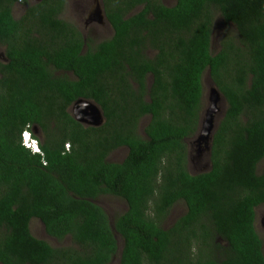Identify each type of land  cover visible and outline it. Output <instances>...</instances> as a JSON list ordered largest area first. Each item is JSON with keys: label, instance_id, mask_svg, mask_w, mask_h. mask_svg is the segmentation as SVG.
Returning a JSON list of instances; mask_svg holds the SVG:
<instances>
[{"label": "trees", "instance_id": "trees-1", "mask_svg": "<svg viewBox=\"0 0 264 264\" xmlns=\"http://www.w3.org/2000/svg\"><path fill=\"white\" fill-rule=\"evenodd\" d=\"M65 2L0 0V264H109L115 234L118 264H264V0H103L113 32L93 46L60 17ZM217 15L235 30L213 53ZM207 69L226 108L210 168L191 173L186 139L199 130ZM80 98L102 123L73 118ZM27 126L39 152L21 143ZM102 194L127 203L112 224ZM179 200L184 213L163 227ZM32 219L76 247L37 238Z\"/></svg>", "mask_w": 264, "mask_h": 264}, {"label": "rangeland", "instance_id": "rangeland-1", "mask_svg": "<svg viewBox=\"0 0 264 264\" xmlns=\"http://www.w3.org/2000/svg\"><path fill=\"white\" fill-rule=\"evenodd\" d=\"M36 0H28V3H33ZM166 5H173L175 0H162ZM97 6L101 9V0H85L82 3L80 0H66V5L61 16L64 20L73 23L79 31L82 33L83 37L90 45H94L102 40L108 39L112 35V29L109 23L105 20L102 22L98 20L89 21L88 20V11L91 7ZM24 5H16L13 8V16L17 19L24 12ZM235 28L233 25L225 26L222 19L217 15L213 30H212V43L211 50L213 53H216L220 47V39L226 33H231ZM91 40V41H89ZM87 47V46H86ZM4 51L5 47L0 44V60H4ZM203 83V117L205 111L210 106L209 96L210 88L213 86L211 81L208 69L204 71L202 76ZM218 111L213 113L214 124L218 123L222 118L223 113L226 108V102L220 100L216 103ZM149 117H144L139 125V130L143 133V127L148 122ZM40 139L41 136L38 135ZM196 136L186 139V143L189 147V159H188V170L191 173H199L202 171H207L210 168L209 154L208 151L204 148V145L196 142ZM127 154V149L121 147L113 151L108 159L113 162L121 161ZM264 169V158L258 163L257 171L261 173ZM96 203L100 205L106 212L111 224L113 223L115 217L122 214L127 209L126 201L121 198L110 194H102L96 200ZM185 203L182 200L177 201L170 209L167 218L162 224L163 227H169L180 215L185 211ZM255 229L258 232L260 239L262 240V250L264 253V223L261 221L264 218V205H260L255 208ZM30 230L34 236L39 239L47 241L53 247L60 246H72L76 245L72 242L69 236H66L64 239L59 241L58 239L49 236L44 229L43 224L38 219H32L30 222ZM118 242V251L116 255L112 258L109 264H118L119 262V253L122 246V237L119 234H115Z\"/></svg>", "mask_w": 264, "mask_h": 264}, {"label": "water", "instance_id": "water-1", "mask_svg": "<svg viewBox=\"0 0 264 264\" xmlns=\"http://www.w3.org/2000/svg\"><path fill=\"white\" fill-rule=\"evenodd\" d=\"M220 100H224L225 102V99L213 84L210 88V106L205 111L204 117L203 114L201 116L199 133L196 138L198 144L203 143L205 145L208 154L210 153L212 133L216 127V123L214 124L213 113L218 111L216 103ZM69 109L73 118L84 125H99L103 122L100 108L91 100L80 98L76 100ZM33 133L39 134V130L34 127Z\"/></svg>", "mask_w": 264, "mask_h": 264}, {"label": "clouds", "instance_id": "clouds-1", "mask_svg": "<svg viewBox=\"0 0 264 264\" xmlns=\"http://www.w3.org/2000/svg\"><path fill=\"white\" fill-rule=\"evenodd\" d=\"M17 2H20V1H22V0H16ZM202 114H203V112H202ZM200 121H201V119H200ZM216 125H217V123H216ZM33 128L34 127H32V128H30L29 126H27V127H25V129L22 131V133H21V143H22V145L23 146H25L26 148H28V149H30L31 150V152H35V151H33V149L31 148V146H28L27 145V142H36V144H37V146H38V148H39V140H38V135L39 134H35V133H33ZM198 133H199V130H198V132L196 133V135H198ZM195 135V136H196ZM201 144H203V143H201ZM201 144H199V146L201 145ZM204 145V144H203ZM204 148H205V145H204ZM190 150V149H189ZM188 158H189V156H188Z\"/></svg>", "mask_w": 264, "mask_h": 264}, {"label": "flooded vegetation", "instance_id": "flooded-vegetation-1", "mask_svg": "<svg viewBox=\"0 0 264 264\" xmlns=\"http://www.w3.org/2000/svg\"><path fill=\"white\" fill-rule=\"evenodd\" d=\"M82 3H84V1L85 0H80ZM65 5H66V2H65ZM65 8V7H64ZM105 19L106 20V18H105V16H104V13H103V0H101V9H99L97 6H95V7H91L90 9H89V11H88V20H87V22H89V21H93V20H98V21H100V22H102V24H103V20ZM105 20H104V22H105ZM107 21V20H106ZM113 32V31H112ZM39 135H40V132H39ZM263 223H264V218H262V220H261Z\"/></svg>", "mask_w": 264, "mask_h": 264}, {"label": "built area", "instance_id": "built-area-1", "mask_svg": "<svg viewBox=\"0 0 264 264\" xmlns=\"http://www.w3.org/2000/svg\"><path fill=\"white\" fill-rule=\"evenodd\" d=\"M27 145L28 146H31V148L33 149V151L39 152V148H38L36 142H34V141L33 142H27Z\"/></svg>", "mask_w": 264, "mask_h": 264}]
</instances>
